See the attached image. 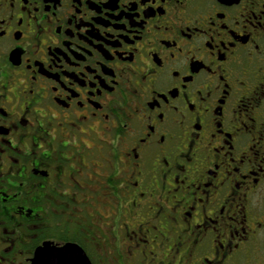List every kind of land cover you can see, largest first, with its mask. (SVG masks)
<instances>
[{"label":"flooded vegetation","instance_id":"af4514ba","mask_svg":"<svg viewBox=\"0 0 264 264\" xmlns=\"http://www.w3.org/2000/svg\"><path fill=\"white\" fill-rule=\"evenodd\" d=\"M233 264L264 241V0H0V264Z\"/></svg>","mask_w":264,"mask_h":264},{"label":"rangeland","instance_id":"374dc122","mask_svg":"<svg viewBox=\"0 0 264 264\" xmlns=\"http://www.w3.org/2000/svg\"><path fill=\"white\" fill-rule=\"evenodd\" d=\"M233 264H264V241L253 245L246 255Z\"/></svg>","mask_w":264,"mask_h":264},{"label":"snow or ice","instance_id":"6c2138e0","mask_svg":"<svg viewBox=\"0 0 264 264\" xmlns=\"http://www.w3.org/2000/svg\"><path fill=\"white\" fill-rule=\"evenodd\" d=\"M66 243V247H61L58 249V254L61 258V264H81V249L74 247L70 241Z\"/></svg>","mask_w":264,"mask_h":264},{"label":"water","instance_id":"95a60500","mask_svg":"<svg viewBox=\"0 0 264 264\" xmlns=\"http://www.w3.org/2000/svg\"><path fill=\"white\" fill-rule=\"evenodd\" d=\"M48 264H50V263H48ZM53 264H54V262H53Z\"/></svg>","mask_w":264,"mask_h":264}]
</instances>
